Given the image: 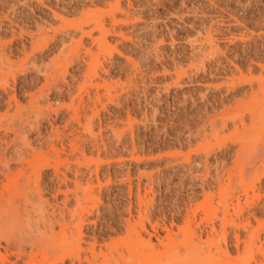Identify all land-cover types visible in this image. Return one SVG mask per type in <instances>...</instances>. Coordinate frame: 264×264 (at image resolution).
<instances>
[{"label": "rangeland", "instance_id": "1", "mask_svg": "<svg viewBox=\"0 0 264 264\" xmlns=\"http://www.w3.org/2000/svg\"><path fill=\"white\" fill-rule=\"evenodd\" d=\"M0 43V264H264V0H0Z\"/></svg>", "mask_w": 264, "mask_h": 264}, {"label": "bare ground", "instance_id": "2", "mask_svg": "<svg viewBox=\"0 0 264 264\" xmlns=\"http://www.w3.org/2000/svg\"><path fill=\"white\" fill-rule=\"evenodd\" d=\"M117 1H118V0H117ZM116 4H118V2H116ZM116 4H114L115 7H116ZM117 7H118V8H117ZM117 7H116L117 10H119V4H118ZM109 8H110V7H109ZM120 11H121V10H120ZM109 12H110V11H109ZM109 12H108V13H109ZM112 12H113V11H112ZM92 14H93V13H92ZM12 15H13V14H12ZM93 15L95 16V14H93ZM93 15H92V16H93ZM85 16H86V15H85ZM88 16H90V15H88ZM88 16H87V18H88ZM82 19H83V18H82ZM95 19H97V22H96V21L94 22V19H92V22H94V23H95L94 25L96 26L95 29L101 31L100 33H102V32L104 31V27H103V25H101V23L98 21V17H96ZM76 22H77V21H76ZM82 22H83V21H82ZM86 23L89 24L90 22L88 23V21H87ZM84 24H85V23H84ZM84 24L82 23V25H84ZM10 25H11V24H10ZM106 33H108V32H105V31H104V32H103V35H102V34H100V35L103 36V38H104L105 35H106ZM84 34H85V33H84ZM84 34H83V36H84ZM87 35H88V34H87ZM78 37H79V36H78ZM85 37H86V36H85ZM87 37L90 38V37H91V34L89 33V36H87ZM96 38H97V37H96ZM81 39H82V37H81ZM36 40H37V39H36ZM96 40H97V39H96ZM80 41H81V40H80ZM35 42H36V41H35ZM96 42H97V41H96ZM99 42H101V41H99ZM99 42H98V45L100 46ZM76 43H77V42H76ZM0 44H1V43H0ZM101 45H102V44H101ZM77 47H78V46H77ZM74 49H75V48H74ZM103 53H104V52H103ZM91 54H92V53H91ZM119 54H120V53H119ZM8 55H9V54H8ZM89 57H90V56H89ZM26 58H27V57H26ZM2 60H3V59H2ZM2 60H1V61H2ZM92 61H93V60H92ZM90 62H91V60H90ZM2 63H3V62H2ZM9 64H11V63H9ZM9 64H8V65H9ZM91 64H92V63H91ZM8 65H7V66H8ZM10 66H11V65H10ZM19 66H20V65H19ZM89 66H90V65H89ZM32 67H33V66H32ZM88 68H89V67H88ZM4 69H5V68H4ZM4 69H3V70H4ZM7 70H8V69H7ZM9 70H12V69L9 68ZM87 71H88V70H87ZM2 73H3V72H2ZM8 74H10V72H9V73H6L5 75H8ZM11 75H12V74H11ZM93 75H95V74H93ZM184 75H185V74H184ZM7 78H8V76H6V78H5L4 75L1 74V72H0V88H1L3 91H5V92H6V87H8V86H7V82H6L7 80H4V79H7ZM62 79H63V78H62ZM176 80H177V79H176ZM178 80H179V77H178ZM179 82H180V81H179ZM179 82H178V83H179ZM43 83H45V82H43ZM56 83H57V82H56ZM61 83H62V82H61ZM104 84H105V83H104ZM121 84H123V83H121ZM102 85H103V84H102ZM103 86H104V85H103ZM107 86H108V85H107ZM13 87H14V86H13ZM97 87H98V86H97ZM101 87H102V86H101ZM105 87H106V86H105ZM57 88L59 89L60 87L58 86ZM106 88H109V87H106ZM49 89H50V88H49ZM42 90H43V89H42ZM59 90H60V89H59ZM105 90H108V89H105ZM112 90H113V89H112ZM121 91H122V90H121ZM108 92H109V91H107V93H108ZM122 92H123V91H122ZM37 93H38V92H37ZM33 94H34V93H33ZM9 95H10V94H9ZM14 95H15V94H14ZM82 95H83V94H82ZM12 97H13L12 99L15 100V97H14V96H12ZM12 99L10 98L9 101H10V100L12 101ZM98 99H99V97H98ZM16 100H17V99H16ZM16 100H15L14 102L17 103ZM99 100H100V99H99ZM99 100H98V102H100ZM8 103H9V102H8ZM16 103H15V104H16ZM6 104H7V103H6ZM9 104H10V103H9ZM15 104H14V105H15ZM72 105H73V104H72ZM17 106H18V105H17ZM17 106H16V107H17ZM9 107H10V106H9ZM18 107H19V106H18ZM26 107H27V106H26ZM28 107H29V106H28ZM7 108H8V107H7ZM16 109H17V108H16ZM16 109H15V110H16ZM92 109H93V108H92ZM17 111H18V110H17ZM17 111H16V112H17ZM14 113H15V112H14ZM11 114H13V113H11ZM3 115H5V114H3ZM7 115H8V114H7ZM7 115H5L4 117L6 118ZM20 115H21V114H20ZM18 116H19V115H18ZM12 117H13V116H12ZM87 117H88V116H87ZM9 118H10V117H9ZM16 118H17V117H16ZM3 119H4V118H3ZM7 119H8V118H7ZM84 119H85V118H84ZM31 120H32V119H31ZM90 120H91V119H90ZM12 121H13V120H12ZM8 122H9V121H8ZM26 122H27V121H26ZM6 123H7V122H6ZM87 123H88V122H87ZM80 124H81V123H80ZM84 124H85V123H84ZM86 125H87V124H86ZM7 127H8V126H7ZM11 128H12V127H11ZM17 129H18V128H17ZM88 134H89V133H88ZM90 136H91V135H90ZM13 137H14V136H13ZM47 137H48V136H47ZM92 137H93V136H92ZM61 139H62V138H61ZM78 139H79V138H78ZM42 140H43V139H42ZM93 142H94V141H93ZM39 143H40V142H39ZM26 144H27V143H26ZM62 145H63V144H62ZM28 147H29V146H28ZM75 147H76V146H75ZM79 147H80V146H79ZM103 147H104V146H103ZM16 148H17V147H16ZM52 149H53V148H52ZM104 149H105V148H104ZM14 150H15V149H14ZM30 150H31V149H30ZM63 150H64V149H63ZM41 151H42V150H41ZM0 152H1V151H0ZM64 152H65V151H64ZM14 153H17V152H14ZM4 155H5V154H4ZM11 155H12V154H11ZM16 156H17V155H16ZM2 157H3V156H2ZM20 157H21V156H20ZM43 158H44V157H43ZM132 158H133V157H132ZM4 159H5V158H4ZM39 159H40V162H41L42 165H46L45 167H47V166L49 165V164H47L48 162H47L46 160L42 162V158H39ZM137 159H138V158H137ZM7 160H8V159H7ZM10 160H11V159H10ZM12 160H13V159H12ZM19 160H20V159H19V156H18V161H19ZM35 160H36V161H35ZM43 160H44V159H43ZM21 161H22V158H21V160H20L19 162H21ZM33 161H35L34 163H36V168H37L38 166L41 167V168H44V166H41V165L37 164L38 162H37V158H36V157H35V159H33ZM33 161L31 160V163H32ZM75 161H76V160H75ZM79 161H80V160H79ZM22 162H23V161H22ZM22 162H21V163H22ZM27 162H28V161H27ZM44 162H45V163H44ZM65 162H66V161H65ZM68 162H69V161H68ZM81 162H82V161H81ZM81 162H79V163H81ZM105 162H106V161H105ZM60 163H61V162H60ZM82 163H83V162H82ZM0 164H1V163H0ZM26 164H27V163H26ZM29 164H30V163H29ZM29 164H28V165H29ZM73 164H74V163H73ZM1 167H2V166H1ZM6 167H7V166H6ZM39 167H38V168H39ZM73 167H74V166H73ZM3 168H4V167H3ZM30 168H31V167H30ZM47 168H48V167H47ZM5 169H6V168H5ZM18 169H19V168H18ZM31 169H32V168H31ZM34 169H35V168H33V170H32V175H33V174L35 175ZM45 169H46V168H45ZM76 169H77V168H76ZM3 170H4V169H3ZM1 171H2V170H1ZM7 171H8V170H7ZM20 171H21V170H20ZM39 171H41V170H39ZM30 172H31V171H30ZM15 173H16V172H15ZM17 173H18V172H17ZM39 173H40V172H39ZM6 174H7V173H6ZM21 174L23 175V173H21ZM34 175H33L32 177L35 178ZM10 176H11V175H10ZM18 176H21V175H18ZM30 176H31V173L29 174V177H30ZM8 177H9V176H8ZM27 177H28V176H27ZM32 177H30V178L32 179ZM1 178H2V177H1ZM6 178H7V177H6ZM3 179H4V178H3ZM9 179L11 180V178H9ZM6 180H8V179H6ZM10 180H9V181H10ZM27 180H30V179L28 178ZM36 180H37V179H36ZM36 180H35V182L37 183L38 181H36ZM53 180H54V179H53ZM74 180H75V178H74ZM12 181H13V180H12ZM0 182H1V181H0ZM6 182H7V181H6ZM26 182H27V181H26ZM31 182H32V181H31ZM85 182H86V181H85ZM13 183H14V182H13ZM38 183H39V182H38ZM61 183H63V182H61ZM11 184H12V182H11ZM11 184H10V185H11ZM13 185H14V184H13ZM14 186H15V185H14ZM35 186H36V185H35ZM76 186H77V185H76ZM92 187H93V186H92ZM94 187H95V186H94ZM250 187H253V188H254L255 186H252V185H251ZM4 188H7V187L4 186ZM36 188H37V187H36ZM85 188L87 189V186H86ZM88 188H89V187H88ZM24 189H25V188H24ZM14 190H15V188H14ZM35 190H36V189H35ZM59 191H60V190H59ZM1 192H3V191L1 190ZM15 192H16V190H15ZM87 192H88V191H87ZM244 192H245V191H244ZM89 193H90V192H89ZM11 195H12V193H11ZM39 195H40V194L38 193V196H39ZM86 195H88V193H87ZM90 195H91V194H90ZM245 195H246V194H245ZM14 196H15V195H14ZM92 196H94V195H92ZM19 197H21V196H19ZM246 197H247V196H246ZM90 198H92V197H89V199H90ZM210 198H212V197H210ZM10 199H11V198H7V200H5V201H7V205H6V206H4L3 208L0 207V208H1V211H0V231H1V233H2V232L5 233V236H6L5 238H7L8 240H9V237H10L9 235H11V233L14 231V230H13V227L16 226V225H18L16 222H15L16 225H15V224H12V223L10 222V220H11V221H15L14 219H16V218H15L16 216H14V215L12 214V211H13L14 207H13V205L10 203ZM17 199H18V198H17ZM74 199H75V198H74ZM89 199H87V200H89ZM94 199H95V198H94ZM11 200H12V199H11ZM39 200H40V199H39ZM90 200H91V199H90ZM95 200H96V199H95ZM237 200H238V199H237ZM246 200H247V199H246ZM76 201H77V200H76ZM93 202H94V201H93ZM51 203H52V202H51ZM5 204H6V203H4V205H5ZM13 204H14V203H13ZM11 205H12V206H11ZM39 205H40V204H39ZM78 205H79V203H78ZM14 206H15V205H14ZM36 206H37V205H36ZM72 206H73V205H72ZM76 206H77V205H76ZM82 206H83V205H82ZM82 206H81V207H82ZM38 207H39V206H38ZM38 207H37V208H38ZM39 208L42 209L41 206H40ZM82 208H83V207H82ZM239 208H240V207H239ZM239 208H238V209H239ZM18 209H19V208H16V207H15V210H18ZM92 209H93V208H92ZM73 210H74V209H73ZM85 210H87V209H85ZM85 210H83V211H85ZM40 211H41V210L39 209V212H40ZM242 211H243V209H242ZM37 212H38V211H37ZM41 212L44 213V211H41ZM42 213H41V216L43 215ZM80 213H81V212H80ZM37 214H38V213H37ZM69 215H70V214H69ZM11 216L13 217V220L11 219V218H12ZM10 217H11V218H10ZM39 217H40V216H39ZM42 218H43V217H42ZM29 220H30V219H29ZM42 221H43V219H42ZM28 223H29V222H28ZM12 226H13V227H12ZM18 226H19V225H18ZM18 226H16V227H18ZM22 227H23V226H22ZM24 227H26V226H24ZM24 227H23V228H24ZM29 227H30V226H29ZM60 227H61V226H60ZM156 227H157V226H156ZM19 229H20V228H19ZM25 229H26V228H25ZM25 229H24V230H25ZM50 229H51V228H50ZM128 229H129V228H128ZM16 230H17V232L20 231V230L18 231L17 228H16ZM16 230H15L14 232H16ZM22 230H23V229H22ZM61 230H62V229H61ZM167 230H168V229H167ZM167 230H166V231H167ZM28 231H30V230H28ZM128 231H129V230H128ZM21 232H23V231H21ZM21 232H20L19 234H17V235L15 234V236H16L15 240H16L17 238H19L18 236H21V237H22V235H20ZM37 232H38V231H37ZM25 233H26V232H25ZM44 233H45V232H44ZM37 235H38V234H37ZM11 236H12V235H11ZM43 236H46V235H43ZM13 237H14V236H13ZM21 237H20V238H21ZM24 237H25V236H24ZM31 238H32V237H31ZM35 238H36V237H35ZM39 238H40V237H39ZM48 238H49V237L45 238V240H46L47 243H48V241L50 242V240H47ZM41 239H42V238H41ZM41 239H40V240L38 239V240L41 241ZM49 239H50V238H49ZM8 240H7V241H8ZM20 240H21V239H20ZM30 240H31V239H30ZM35 240H37V239H35ZM38 240H37V241H38ZM9 241H10V240H9ZM16 242H18V241H16ZM42 242L44 243V241H42ZM140 242H141V241H140ZM140 242H138V243L140 244ZM7 243L9 244V242H7ZM11 243H12V241H10V244H9V245H11ZM18 243H19V245H20L21 243L24 244V242H18ZM26 243H28V242H26ZM33 243H34V241H33ZM36 243H38V242H36ZM36 243H34V244L37 245ZM50 243H51V242H50ZM22 244H21V246H23ZM39 244H40V243H39ZM48 244H49V243H48ZM6 245H7V244H6ZM25 245H26V244H24V246H25ZM50 245H51V244H50ZM137 245H138V244H137ZM143 245H144V244H143ZM238 245H239V239L237 238V239H236V247H237ZM7 246H8V245H7ZM27 246H28V244H27ZM53 246H54V245H53ZM71 246H72V245H71ZM5 247H6V246H5ZM31 247H32V245H31L29 248H31ZM34 247H35V246H34ZM36 247L38 248V247H40V245H39V246L37 245ZM44 247H48V246H47V245H46V246H45V245H42V246H41V248H44ZM50 247H51V246H49V248H50ZM137 247H138V246H137ZM139 247H140V246H139ZM21 248L23 249V248H25V247H21ZM21 248H20V249H21ZM41 248H40V249H41ZM51 248H52V247H51ZM54 248H55V247H54ZM109 248H110V247H109ZM147 248H149V247H147ZM20 249H16V250L20 252ZM47 249H48V248H47ZM77 249H78V248H77ZM58 251H59V250H58ZM19 252H18V255L21 253V252H20V253H19ZM48 252H49V251H48ZM51 252H53V251H51ZM56 252H57V251H56ZM46 253H47V251H46ZM92 253H94V252H92ZM92 253H91V254H92ZM16 254H17V252H16ZM33 254H34V253H33ZM49 254H51V253H49ZM55 254H56V253H55ZM18 255H17V256H18ZM57 255H58V254H57ZM74 255H75V254H74ZM36 256H37V255H35V257H36ZM53 256H54V255H53ZM55 256H56V255H55ZM91 256L95 257V254H94V255L92 254ZM18 257H21V255L18 256ZM102 257H103V256H102ZM39 258H40V257H39ZM48 258H50V256H49ZM36 259H37V258H36ZM43 259H45V258H43ZM43 259H42V261H43ZM29 260H30V258H29ZM54 260H55V259H54ZM91 260H92V259H91ZM95 260H96V259H95ZM95 260H93V263L96 262ZM32 261H33V260H31V262H32ZM37 261H38V260H37ZM40 261H41V260H40ZM44 261H45V260H44ZM94 261H95V262H94ZM27 262H28V261H27ZM31 262L29 261L28 263L30 264ZM91 262H92V261H91ZM9 263H10V262H9ZM28 263H26V264H28ZM33 263H34V261L32 262V264H33ZM158 263H159V262H158ZM10 264H17V263H16V262H11ZM34 264H35V263H34ZM40 264H41V263H40ZM42 264H44V263H42ZM96 264H97V263H96ZM172 264H173V263H172ZM176 264H177V263H176ZM223 264H224V263H223ZM226 264H233V263H232V262H231V263L227 262ZM235 264H236V263H235Z\"/></svg>", "mask_w": 264, "mask_h": 264}]
</instances>
